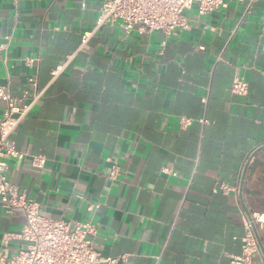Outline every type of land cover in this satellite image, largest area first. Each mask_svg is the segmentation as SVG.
<instances>
[{"label": "crops", "instance_id": "0c3cea01", "mask_svg": "<svg viewBox=\"0 0 264 264\" xmlns=\"http://www.w3.org/2000/svg\"><path fill=\"white\" fill-rule=\"evenodd\" d=\"M102 2L0 0V86L31 103L8 177L49 218H91L94 249L118 264H229L245 214L264 211V0L193 7L168 37L105 24L80 46ZM22 223L0 208V238Z\"/></svg>", "mask_w": 264, "mask_h": 264}, {"label": "built area", "instance_id": "2783aa9c", "mask_svg": "<svg viewBox=\"0 0 264 264\" xmlns=\"http://www.w3.org/2000/svg\"><path fill=\"white\" fill-rule=\"evenodd\" d=\"M225 3L226 0H103L94 29L81 34L80 46L105 24L118 23L125 32L136 29L147 33L159 32L168 37L178 29L189 28L186 12L193 7L198 15H203ZM229 90L235 95H245L248 84L242 77L235 76ZM37 97L38 94L32 101ZM0 100L5 103L0 118V208L6 214L21 212L23 217V223L17 231L1 235L0 264H118V257L103 256L94 249L92 241L97 233V225L91 218L83 221L49 218L41 214L36 201L24 192H19L18 185L9 179L7 159H21L27 155L15 148L10 134L18 128L31 103L21 105L19 98L10 95L6 85L0 86ZM189 123L188 118L179 119L181 126ZM31 162L41 167L44 158L32 156ZM222 188L227 189L226 186ZM98 207L99 203H90L87 210L92 215ZM256 231L258 234L264 231V211L245 214V235L241 250L230 256L229 264H253V257L261 255ZM11 239L20 241L21 245L11 250Z\"/></svg>", "mask_w": 264, "mask_h": 264}, {"label": "water", "instance_id": "95a60500", "mask_svg": "<svg viewBox=\"0 0 264 264\" xmlns=\"http://www.w3.org/2000/svg\"><path fill=\"white\" fill-rule=\"evenodd\" d=\"M262 147H264V145L259 146L255 151L261 149ZM251 157H252V154H250L249 157L246 160L245 167H244L243 172H242L241 180H243V178H244V174L246 172V168H247L248 162L250 161ZM256 237H257V241H258V244H259L260 251H261V253H262L263 257H264V247H263V245L261 243V240H260V237H259V234H258L257 231H256Z\"/></svg>", "mask_w": 264, "mask_h": 264}]
</instances>
